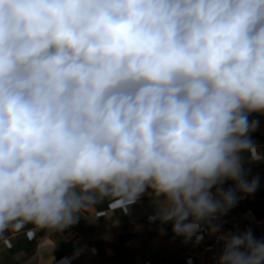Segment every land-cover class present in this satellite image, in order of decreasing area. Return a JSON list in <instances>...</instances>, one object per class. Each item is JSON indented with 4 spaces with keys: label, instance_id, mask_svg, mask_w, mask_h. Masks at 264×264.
<instances>
[{
    "label": "clouds",
    "instance_id": "9594fccd",
    "mask_svg": "<svg viewBox=\"0 0 264 264\" xmlns=\"http://www.w3.org/2000/svg\"><path fill=\"white\" fill-rule=\"evenodd\" d=\"M253 113L264 0H0V235L147 196L185 243L216 236V264H264L219 223L259 186Z\"/></svg>",
    "mask_w": 264,
    "mask_h": 264
},
{
    "label": "crops",
    "instance_id": "0c3cea01",
    "mask_svg": "<svg viewBox=\"0 0 264 264\" xmlns=\"http://www.w3.org/2000/svg\"><path fill=\"white\" fill-rule=\"evenodd\" d=\"M250 119L259 121L251 134L264 155V115L253 113ZM249 155V154H246ZM244 167L250 169L247 177L259 178L256 192L240 199L229 210L227 217L242 225L253 220L264 222V159L249 160ZM231 182L226 188L231 187ZM239 195V194H238ZM154 206L147 196L127 205L122 200L98 204L93 212L86 213L74 227L63 233L45 236L36 233L32 239L27 226L20 232L9 231L0 235V264H199L209 262L202 246L212 235L207 231L196 244L185 243L175 236L171 224L151 222ZM255 237L264 239V227L251 226ZM161 229L164 234L161 235ZM70 260V261H68Z\"/></svg>",
    "mask_w": 264,
    "mask_h": 264
},
{
    "label": "built area",
    "instance_id": "2783aa9c",
    "mask_svg": "<svg viewBox=\"0 0 264 264\" xmlns=\"http://www.w3.org/2000/svg\"><path fill=\"white\" fill-rule=\"evenodd\" d=\"M226 188V184L224 185ZM223 225V231H244L247 228H250L251 226H258V227H264V222L253 220L249 224L242 225L238 223L236 220L231 219L229 217L224 216L219 221ZM193 242H195V237H193ZM222 247L221 243L217 242L216 236L212 235L209 239V241L202 246L203 254L209 259V262H200L199 264H216L217 257L219 256L220 249ZM70 261V260H68Z\"/></svg>",
    "mask_w": 264,
    "mask_h": 264
}]
</instances>
